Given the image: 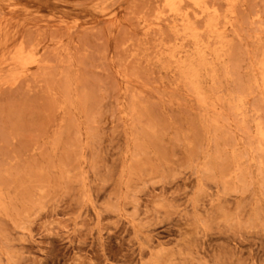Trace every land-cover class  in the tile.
I'll use <instances>...</instances> for the list:
<instances>
[{
	"label": "rangeland",
	"instance_id": "obj_1",
	"mask_svg": "<svg viewBox=\"0 0 264 264\" xmlns=\"http://www.w3.org/2000/svg\"><path fill=\"white\" fill-rule=\"evenodd\" d=\"M0 264H264V0H0Z\"/></svg>",
	"mask_w": 264,
	"mask_h": 264
}]
</instances>
